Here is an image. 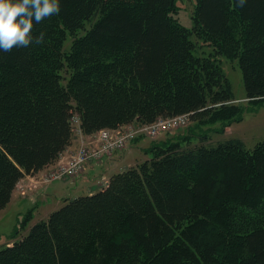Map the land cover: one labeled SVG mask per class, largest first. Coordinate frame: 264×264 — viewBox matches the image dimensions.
I'll return each mask as SVG.
<instances>
[{"label": "trees", "instance_id": "trees-1", "mask_svg": "<svg viewBox=\"0 0 264 264\" xmlns=\"http://www.w3.org/2000/svg\"><path fill=\"white\" fill-rule=\"evenodd\" d=\"M59 6L33 22L42 43L0 50V209L71 145L73 116L87 136L183 114L224 130L242 109L220 57L237 62L247 102H264V0H195L190 29L175 0ZM194 138L151 142L149 158L1 248L0 264H264V142Z\"/></svg>", "mask_w": 264, "mask_h": 264}, {"label": "rangeland", "instance_id": "rangeland-1", "mask_svg": "<svg viewBox=\"0 0 264 264\" xmlns=\"http://www.w3.org/2000/svg\"><path fill=\"white\" fill-rule=\"evenodd\" d=\"M175 5L177 13L174 15V18L177 19L181 26L190 29L192 27L191 17L195 0H175ZM70 42V38L66 39L64 50L69 49ZM205 52L206 54L209 53L210 49L205 48ZM220 66L231 86L232 95L235 100L234 104L242 109L241 120L232 122L224 130H222L223 128L219 121L199 124L198 126H193L189 122L185 128L161 135L160 140L163 139L162 141H164L167 137L168 139L175 140L177 137L188 136L194 142L195 136L207 135L211 138V143L218 140L238 139L248 150H252L256 144L264 142V102L258 104L247 102L242 74L236 61L220 57ZM143 138H146L144 139V143L149 145V140L152 139L146 136H143ZM145 158H149L146 152L142 151L140 153L135 151L131 155L128 154L126 156L123 165H134V160L142 162ZM89 169L88 167L86 170V178H79L74 181L70 180L72 183L64 184L60 180H57L46 184L39 190L36 202H34V198H26L23 195L21 197L20 192L15 189L16 192H14L10 202L6 207L0 209V249L13 240H19L21 236L23 237L29 232L35 223L40 220H46L50 213L59 210L64 205L65 198L72 199L87 195L86 190L95 188L97 182L103 176H108L107 166L105 165L101 167L96 166L93 171H89ZM98 191L100 189H95L93 193H97ZM45 194L46 196H44Z\"/></svg>", "mask_w": 264, "mask_h": 264}, {"label": "built area", "instance_id": "built-area-1", "mask_svg": "<svg viewBox=\"0 0 264 264\" xmlns=\"http://www.w3.org/2000/svg\"><path fill=\"white\" fill-rule=\"evenodd\" d=\"M189 123V116L187 114L159 118L150 125H137L129 124L117 130L103 129L98 131L93 138L95 145L88 146L84 142H81L79 148L75 153H71L66 159H63L62 153L58 160L50 166L48 171L43 177L44 183H50L53 181L74 180L84 172L86 165L91 163H98L103 160L104 157H109L116 152L124 151L128 144L136 137L142 135L150 139H155L161 133L170 132L184 128ZM72 127L73 138L81 137L83 134L79 128V119L77 116H73L70 119ZM107 181L102 182L105 185ZM99 187V188H100ZM21 195H24V185L19 181L16 188Z\"/></svg>", "mask_w": 264, "mask_h": 264}, {"label": "clouds", "instance_id": "clouds-1", "mask_svg": "<svg viewBox=\"0 0 264 264\" xmlns=\"http://www.w3.org/2000/svg\"><path fill=\"white\" fill-rule=\"evenodd\" d=\"M243 3V0H240ZM59 0H0V50L27 47L44 41L45 34L32 35L33 22L58 14Z\"/></svg>", "mask_w": 264, "mask_h": 264}, {"label": "crops", "instance_id": "crops-1", "mask_svg": "<svg viewBox=\"0 0 264 264\" xmlns=\"http://www.w3.org/2000/svg\"><path fill=\"white\" fill-rule=\"evenodd\" d=\"M161 135H164V134H161ZM161 135L158 136V139L156 141L149 140L150 144H151V142H162L163 139L160 140ZM94 136L95 135L92 134L89 136L82 135L81 137L77 136V137L72 138L71 145L62 153L63 159H66L71 153H75L76 150L79 148L81 141L84 142L85 144H87L88 146H90V145L96 146V144L93 143ZM144 139H146V138L142 137V138H138L136 140H133L132 142H130L128 144L127 148L124 151L116 152L112 156H109V157H104L103 158L104 160H101V162L91 163V164L86 165L84 168L83 174L79 178H86V176H87L86 170L88 167L90 168L89 171H93L96 168V166L101 167V166L105 165V166H107V171H108V176L107 177L103 176L102 179L99 182H97L95 188H89L88 190H86V194H92L93 191L95 189H99L100 185H102V182L107 181L112 174L121 172V171L125 170L127 167H129L131 164H129L127 166L123 165V161L125 160V158L128 154L131 155L132 152H135V151L140 152V153H142V151L145 152L147 150V148L150 146V144L146 145L144 143ZM136 162H137V160H134L133 163H136ZM49 168H50V166L40 170L39 172H37L33 176H25L20 180V182L25 186V189H24L25 195H23V197L34 198L35 199L34 202L37 201V196H39V194H38L39 190L42 189L46 184H49V183L43 182V177ZM79 178H77V179H79ZM74 180H76V179H74ZM61 182L64 184L72 183L70 180H64ZM14 192H16V191L14 190ZM14 192H13V194H14ZM13 194H12V196H13ZM44 196H46V194ZM44 196H43V198H44ZM21 197H22V195H21ZM11 199H12V197H11ZM65 199H67V198H65Z\"/></svg>", "mask_w": 264, "mask_h": 264}, {"label": "bare ground", "instance_id": "bare-ground-1", "mask_svg": "<svg viewBox=\"0 0 264 264\" xmlns=\"http://www.w3.org/2000/svg\"><path fill=\"white\" fill-rule=\"evenodd\" d=\"M82 142V141H81ZM112 156V155H111ZM106 186V185H105Z\"/></svg>", "mask_w": 264, "mask_h": 264}]
</instances>
